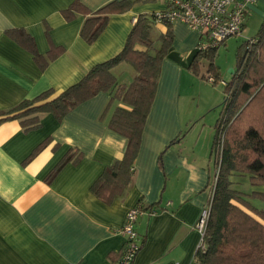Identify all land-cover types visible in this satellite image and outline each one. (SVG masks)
I'll return each instance as SVG.
<instances>
[{
  "label": "crops",
  "instance_id": "1",
  "mask_svg": "<svg viewBox=\"0 0 264 264\" xmlns=\"http://www.w3.org/2000/svg\"><path fill=\"white\" fill-rule=\"evenodd\" d=\"M72 1L0 0V264L114 261L125 241L120 228L126 212L136 204L156 211L140 214L135 222L142 245L133 264H200L195 222L212 194L213 134L202 141L200 135L193 142L186 139V130L194 129L197 119L183 112L180 87L184 78L193 79L188 65L198 31L180 20L154 23V37L170 26L173 39L122 189L117 177H111L101 194L92 190L127 145V137L109 125L114 107L124 105L114 100L108 106L109 90L81 101L60 119L41 113L35 128L25 129L19 118L1 114L43 90L52 88L54 96L79 81L94 64L122 49L139 13L164 6L163 0H139L126 11L110 14L101 33L87 42L80 35L85 15L78 12L67 20L61 12ZM79 1L95 10L111 0ZM262 9L264 0H255L246 18ZM13 27L29 32L42 54L52 44L63 51L41 68L33 54L5 32ZM113 73L118 84H128L135 70L120 62ZM69 153L79 158L67 161L49 179ZM258 188L264 190V185Z\"/></svg>",
  "mask_w": 264,
  "mask_h": 264
},
{
  "label": "trees",
  "instance_id": "2",
  "mask_svg": "<svg viewBox=\"0 0 264 264\" xmlns=\"http://www.w3.org/2000/svg\"><path fill=\"white\" fill-rule=\"evenodd\" d=\"M137 1L111 0L91 10L81 1L73 0L61 12L67 20L78 12L83 13L85 19L80 35L85 41L92 42L105 28L110 14L126 11ZM154 23L153 11L139 13L117 54L94 64L79 81L56 95L52 96L54 90L48 88L1 112L19 118L25 129L35 128L40 125L41 113L51 112L60 119L81 101L99 91L109 90L108 106L114 100L124 104L114 107L109 125L127 137V145L123 156L107 167L92 185L96 194L102 193L111 177H117L121 189L130 178L145 121L156 94L161 64L173 39L170 26L154 37ZM5 32L28 49L41 68L63 51L62 46L52 44L45 54L40 53L34 38L22 27L7 28ZM218 46L202 50L195 48L193 60L188 65L194 74L201 73L202 58H210ZM242 46L244 53L237 56V67L233 69L231 80L223 81L224 97L213 125L211 159L214 170H218L203 234L204 246L197 247L195 251L200 264H264V209L253 205L243 191L233 186L237 176L248 175L254 187L250 195L264 200V190L258 188L264 185V131L262 122H259L264 118V21L257 33L245 40ZM120 62L129 63L135 70L128 84H118L113 73V67ZM206 70L207 73H201V76L208 80L211 77L212 83L217 82L218 71L212 62H208ZM78 158L79 155L74 159ZM71 159L74 160L73 155L67 154L49 179ZM144 208L155 210L151 205Z\"/></svg>",
  "mask_w": 264,
  "mask_h": 264
},
{
  "label": "built area",
  "instance_id": "3",
  "mask_svg": "<svg viewBox=\"0 0 264 264\" xmlns=\"http://www.w3.org/2000/svg\"><path fill=\"white\" fill-rule=\"evenodd\" d=\"M255 0H163L164 6L154 10V18L157 23L180 20L188 27L199 32V40L196 48L199 50L219 45L232 35L240 34L244 27L248 5ZM212 78L209 77V80ZM215 168L211 181L217 175ZM211 207V200L203 206L199 217L195 222V228L200 233L197 247H203V234ZM156 210L145 209L142 204H136L126 212L125 220L120 231L125 236V241L119 257L107 264H133L135 256L141 247V240L135 228L138 216L144 212L149 215Z\"/></svg>",
  "mask_w": 264,
  "mask_h": 264
},
{
  "label": "rangeland",
  "instance_id": "4",
  "mask_svg": "<svg viewBox=\"0 0 264 264\" xmlns=\"http://www.w3.org/2000/svg\"><path fill=\"white\" fill-rule=\"evenodd\" d=\"M262 21H264V9H262V13L253 12L252 15L246 18L245 30L242 33L229 36L219 44L210 58L205 56L202 58L204 60L201 63L202 73H207L206 66L208 62H212V66L218 71L217 82L212 83L201 76V73L198 75L193 73V79L184 78L180 86L181 94L185 98V105L182 106V109L184 110L183 112L197 119L193 120L194 129L188 130V128L184 135L189 142H193L199 135V141H202L207 136L210 138L211 134H213L212 128L220 110V103L224 97L223 81L228 82L231 80L232 72L230 69L237 67V56L239 53H244L242 44L257 33ZM259 122H262L261 129L264 131V118H261ZM233 186L243 191L245 198L253 205L264 209V200L250 195L254 187L250 183L248 175L237 176Z\"/></svg>",
  "mask_w": 264,
  "mask_h": 264
},
{
  "label": "water",
  "instance_id": "5",
  "mask_svg": "<svg viewBox=\"0 0 264 264\" xmlns=\"http://www.w3.org/2000/svg\"><path fill=\"white\" fill-rule=\"evenodd\" d=\"M230 71L233 72V68H231Z\"/></svg>",
  "mask_w": 264,
  "mask_h": 264
}]
</instances>
